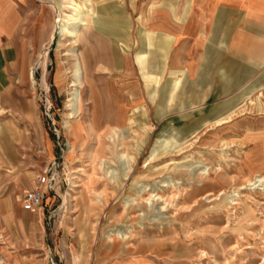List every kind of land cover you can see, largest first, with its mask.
<instances>
[{"label": "rangeland", "instance_id": "374dc122", "mask_svg": "<svg viewBox=\"0 0 264 264\" xmlns=\"http://www.w3.org/2000/svg\"><path fill=\"white\" fill-rule=\"evenodd\" d=\"M72 1L93 12L75 37L60 32ZM159 1L0 0L14 22L30 8L28 30L35 44L43 39L27 52L22 74L7 71L0 81V125L19 134L13 165L2 158L10 139L0 137V169L10 171L0 170V264H264V87L254 79L241 86L145 79L163 71L152 62L164 51L141 45L144 9L152 17ZM129 2L128 40L111 41L126 33ZM141 47L145 74L108 73L101 82L96 72L107 85L83 84L73 98L72 52L134 55ZM219 60L208 59L201 82L218 73ZM119 76L132 85H114ZM94 118L110 121L97 127ZM52 161L54 190L39 210L23 211L22 190Z\"/></svg>", "mask_w": 264, "mask_h": 264}, {"label": "crops", "instance_id": "0c3cea01", "mask_svg": "<svg viewBox=\"0 0 264 264\" xmlns=\"http://www.w3.org/2000/svg\"><path fill=\"white\" fill-rule=\"evenodd\" d=\"M126 10L128 17L124 18V22L120 24L121 31L126 33L121 32V38L114 35L109 38L111 41H123L127 39L124 36L130 35V28L134 24L131 16L135 10V4L134 8L132 3L128 4ZM30 11V8L24 9L19 22L18 20L14 22L12 13L0 6V81L5 80L6 76L4 77V75L7 74V71H18L22 74L27 52L37 47L38 42L43 40L40 39L35 44L31 37L30 30H28ZM5 20L7 22L3 26L2 22ZM95 20L97 22L99 19ZM143 27L146 32L143 33L141 45L143 47L152 44L161 53L164 51L162 56L161 53L159 54L161 59L157 63L152 62V66L162 64L163 71L158 73V70L154 69L152 70L154 75L145 74L148 69L142 47L134 55L124 52H121L123 54L119 56L109 52L107 55L104 53L92 56L82 55L80 58L85 76L84 84L89 85V90H92L91 85H107L106 83L98 84L93 79V74L96 72L103 82L108 73L134 76L136 68L140 75L141 73L145 74L146 78H143L150 79L151 83L155 81L159 85L165 83V85L241 86L247 85L254 79L257 86L264 87V0H160L159 7L154 10L152 17H149L147 7H145ZM149 33L156 34V39L154 40ZM42 36L44 35L41 34L40 37ZM116 58L121 59V65L117 63ZM212 58L220 59L219 62L216 61L212 64L213 67L218 65V73H213L215 70L208 72L205 80L203 79L201 82L200 73L204 72L205 74L206 71L203 67L208 64V59ZM163 74L170 75V80L168 78L166 80V77L163 78ZM233 75H238V77ZM123 77L119 76V80L113 84L132 85L129 82H121ZM143 85H147L146 82H143ZM176 88L178 89V86ZM206 99L205 97L203 100ZM124 104L119 106H126ZM91 105L100 106L98 102L94 104L91 102ZM190 105L196 106V103L193 102ZM158 110V113L163 111V107H159ZM121 117L122 114L119 112L116 119H121ZM94 121L97 127H101L102 124L110 120L104 118L98 122L94 118ZM6 124L7 127L6 125L5 127L0 126L10 141L6 151L4 150L6 153L2 152V158L4 162L13 165L19 154L17 143L19 134L16 133L17 131L11 126V123ZM2 135L3 133L0 134V137ZM1 160L0 157V162ZM0 170L6 172L5 176L9 175V170ZM37 174H34L28 187L31 186ZM17 175H21V173ZM22 176L25 178L26 175L22 174ZM27 188L22 190L19 203ZM4 198L10 199L9 196ZM11 264H17V260L12 261Z\"/></svg>", "mask_w": 264, "mask_h": 264}, {"label": "bare ground", "instance_id": "6f19581e", "mask_svg": "<svg viewBox=\"0 0 264 264\" xmlns=\"http://www.w3.org/2000/svg\"><path fill=\"white\" fill-rule=\"evenodd\" d=\"M65 1V0H62ZM67 1V0H66ZM66 4V3H65ZM70 4V5H69ZM69 8L72 11V14H69L66 18V22H62L61 27H60V32L61 34L63 33H68L71 37H75L78 34L79 31V23L84 22V18L86 17L87 14L92 15V9H87V14L82 12L80 10V8L78 7V5L75 4L74 1H72L71 3H69ZM56 12V11H55ZM65 18V19H66ZM86 22V21H85ZM71 26V27H66V26ZM81 26V25H80ZM72 57L74 58L75 64H74V72H73V81H72V90L73 93L71 94L73 96V98L77 97V93L79 91V88L85 83V79L83 77V69H82V62L80 59V56L76 54V51L72 52ZM33 71V70H32ZM32 71H30L29 75H28V79L30 80L31 83H33V78H32ZM74 100V99H73ZM72 101V100H71ZM79 108L77 110L72 109L71 113L68 114V118H71L73 116H71L72 114L74 115L76 111H78ZM67 118V119H68ZM78 128H75V130H79L80 127L79 125H77ZM91 129V124L88 126ZM65 128L67 130V132L69 134H73L74 130L71 126V124H69V122L65 121ZM4 134V131H2L0 129V134ZM91 133V131H90ZM96 136V135H95ZM72 148V144L70 143V149ZM255 179H257V176L255 177ZM264 179V178H263ZM255 181V180H254ZM262 181V180H261ZM150 196V195H149ZM67 197L70 198V195L67 194ZM160 198V197H159ZM149 199V198H147ZM146 199V202H147ZM71 200V199H70ZM211 200V199H209ZM239 205V204H238ZM0 259L2 260V262H5L4 258L0 257Z\"/></svg>", "mask_w": 264, "mask_h": 264}, {"label": "built area", "instance_id": "2783aa9c", "mask_svg": "<svg viewBox=\"0 0 264 264\" xmlns=\"http://www.w3.org/2000/svg\"><path fill=\"white\" fill-rule=\"evenodd\" d=\"M54 162L40 171L33 179L29 186L22 194L20 207L24 211L35 212L39 210L42 202L48 197V194L54 190L55 174Z\"/></svg>", "mask_w": 264, "mask_h": 264}]
</instances>
